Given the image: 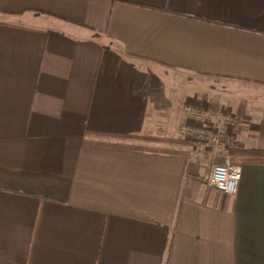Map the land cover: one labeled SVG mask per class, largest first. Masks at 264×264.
Segmentation results:
<instances>
[{
    "label": "crops",
    "instance_id": "obj_1",
    "mask_svg": "<svg viewBox=\"0 0 264 264\" xmlns=\"http://www.w3.org/2000/svg\"><path fill=\"white\" fill-rule=\"evenodd\" d=\"M187 102L235 115L217 154ZM255 157L264 0H0V264H264Z\"/></svg>",
    "mask_w": 264,
    "mask_h": 264
},
{
    "label": "built area",
    "instance_id": "obj_2",
    "mask_svg": "<svg viewBox=\"0 0 264 264\" xmlns=\"http://www.w3.org/2000/svg\"><path fill=\"white\" fill-rule=\"evenodd\" d=\"M184 110L188 120L180 126V130L186 139L193 142L195 148H200L201 153L217 154L225 138L227 142L233 139L231 131L237 125V120L232 112L203 108L193 102H187ZM241 176V165L227 155L223 162L213 164L209 183L226 194H235Z\"/></svg>",
    "mask_w": 264,
    "mask_h": 264
},
{
    "label": "trees",
    "instance_id": "obj_3",
    "mask_svg": "<svg viewBox=\"0 0 264 264\" xmlns=\"http://www.w3.org/2000/svg\"><path fill=\"white\" fill-rule=\"evenodd\" d=\"M107 145H117V144H113V143H106ZM124 147H129V148H140V149H148V150H154V151H160V152H167V153H179V150H174L171 148H160V147H148V146H137V145H130V144H126V145H121ZM233 161H238L237 159L233 158ZM244 162H251V163H257V164H264V158H259V157H255V158H248V159H244L242 160Z\"/></svg>",
    "mask_w": 264,
    "mask_h": 264
}]
</instances>
